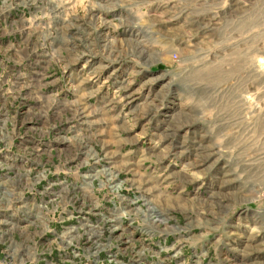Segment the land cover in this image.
<instances>
[{"label": "rangeland", "instance_id": "obj_1", "mask_svg": "<svg viewBox=\"0 0 264 264\" xmlns=\"http://www.w3.org/2000/svg\"><path fill=\"white\" fill-rule=\"evenodd\" d=\"M264 264V0H0V264Z\"/></svg>", "mask_w": 264, "mask_h": 264}, {"label": "built area", "instance_id": "obj_2", "mask_svg": "<svg viewBox=\"0 0 264 264\" xmlns=\"http://www.w3.org/2000/svg\"><path fill=\"white\" fill-rule=\"evenodd\" d=\"M48 257H49V254L46 253L45 256H44V258L42 259L43 264H47L49 262L48 261ZM176 262H177V260H175L173 263L176 264ZM158 264H163V262L162 261H159Z\"/></svg>", "mask_w": 264, "mask_h": 264}]
</instances>
